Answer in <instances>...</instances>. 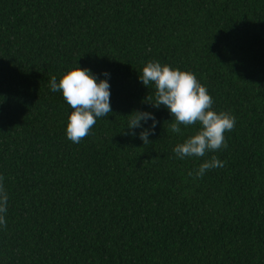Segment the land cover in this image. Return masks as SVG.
Masks as SVG:
<instances>
[{
	"label": "trees",
	"instance_id": "obj_1",
	"mask_svg": "<svg viewBox=\"0 0 264 264\" xmlns=\"http://www.w3.org/2000/svg\"><path fill=\"white\" fill-rule=\"evenodd\" d=\"M149 61L235 117L226 149L176 158L199 125L173 133L150 105ZM76 65L111 86L79 144L49 87ZM133 111L158 121L150 144L125 129ZM213 155L225 167L188 175ZM0 177V264H264V0H0Z\"/></svg>",
	"mask_w": 264,
	"mask_h": 264
},
{
	"label": "clouds",
	"instance_id": "obj_2",
	"mask_svg": "<svg viewBox=\"0 0 264 264\" xmlns=\"http://www.w3.org/2000/svg\"><path fill=\"white\" fill-rule=\"evenodd\" d=\"M106 79L98 80L87 68L76 67L64 73L57 81L56 76L49 80L52 92H61L63 99L70 106L72 112L68 118L65 134L69 141L79 144L83 138L90 134V129L97 119L106 118L111 113V92L108 83L109 73H102ZM141 84L148 88L154 85L153 108L164 106L171 116L170 130L182 134L181 126L199 125V129L183 143L173 148L176 158L185 159L205 157L208 153L217 152L228 147L225 133L234 129L235 117L230 112L212 110L213 98L208 90L197 80L191 72H184L171 68L158 61H149L142 68L138 76ZM146 99H153L147 96ZM125 129L131 135L137 133L133 129H142L138 138L143 145L150 144L148 137L154 134L158 123L155 116L146 111H133L128 116ZM152 121L148 128H142V122ZM225 167V162L215 155L205 159L188 175L194 179L203 178L204 175L216 168ZM3 177H0V226L6 227L5 219L9 196L4 188Z\"/></svg>",
	"mask_w": 264,
	"mask_h": 264
}]
</instances>
